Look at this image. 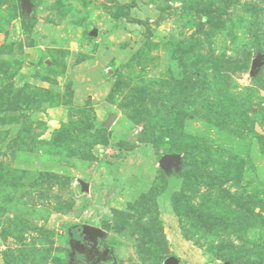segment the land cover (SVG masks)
<instances>
[{
  "label": "rangeland",
  "instance_id": "rangeland-1",
  "mask_svg": "<svg viewBox=\"0 0 264 264\" xmlns=\"http://www.w3.org/2000/svg\"><path fill=\"white\" fill-rule=\"evenodd\" d=\"M178 53L237 66L190 75L170 154L137 139ZM84 226L113 264H264V0H0V264Z\"/></svg>",
  "mask_w": 264,
  "mask_h": 264
},
{
  "label": "trees",
  "instance_id": "trees-1",
  "mask_svg": "<svg viewBox=\"0 0 264 264\" xmlns=\"http://www.w3.org/2000/svg\"><path fill=\"white\" fill-rule=\"evenodd\" d=\"M132 5L135 4L133 3ZM128 21L145 27L146 36L148 38L151 37L152 30L147 22L132 20L131 18H128ZM174 57L177 60V65L183 77L173 82L168 94L163 99L160 109L154 115L145 119L143 130L137 139V142L140 144H163L165 151L170 154L173 153V149L169 147L172 141L173 123L169 121V117L173 113H178L191 98L194 85L190 75L198 74L203 69L212 70L216 74L221 75L224 71L236 68L237 66L236 63H231L223 58L218 61L207 57L188 60L180 53L174 55ZM134 147L133 144H127L123 147V150L131 152L134 150ZM121 155L118 154V157L121 158Z\"/></svg>",
  "mask_w": 264,
  "mask_h": 264
},
{
  "label": "flooded vegetation",
  "instance_id": "flooded-vegetation-1",
  "mask_svg": "<svg viewBox=\"0 0 264 264\" xmlns=\"http://www.w3.org/2000/svg\"><path fill=\"white\" fill-rule=\"evenodd\" d=\"M80 240V254L76 251L79 256L75 260V264H113L114 257L113 252L110 248L103 246L102 241L105 239H98L96 247H94L92 242L84 240L82 233H79Z\"/></svg>",
  "mask_w": 264,
  "mask_h": 264
},
{
  "label": "water",
  "instance_id": "water-1",
  "mask_svg": "<svg viewBox=\"0 0 264 264\" xmlns=\"http://www.w3.org/2000/svg\"><path fill=\"white\" fill-rule=\"evenodd\" d=\"M22 5L26 9V11L29 13L32 9V0H22ZM262 61L261 59L254 60L252 64V72H256V70L261 66ZM114 120V117L109 120L107 123V126L109 127ZM82 235L84 236V240L92 242L94 247L97 245L98 239H104L105 238V232L99 228L93 227V226H84L82 228ZM75 251L79 252L80 254H83L80 252V242H77V244L74 246ZM172 264H176L177 260L175 258H171L170 260Z\"/></svg>",
  "mask_w": 264,
  "mask_h": 264
}]
</instances>
